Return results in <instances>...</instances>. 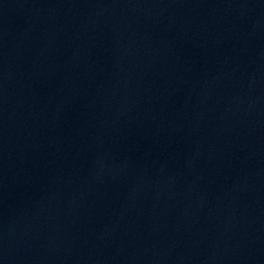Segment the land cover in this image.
Masks as SVG:
<instances>
[{
	"label": "water",
	"instance_id": "obj_1",
	"mask_svg": "<svg viewBox=\"0 0 264 264\" xmlns=\"http://www.w3.org/2000/svg\"><path fill=\"white\" fill-rule=\"evenodd\" d=\"M0 264H264V0H0Z\"/></svg>",
	"mask_w": 264,
	"mask_h": 264
}]
</instances>
